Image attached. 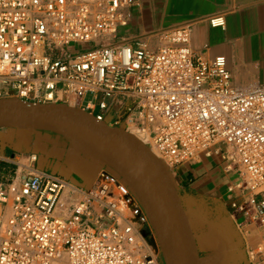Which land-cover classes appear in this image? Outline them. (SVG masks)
Masks as SVG:
<instances>
[{"label": "built area", "instance_id": "obj_1", "mask_svg": "<svg viewBox=\"0 0 264 264\" xmlns=\"http://www.w3.org/2000/svg\"><path fill=\"white\" fill-rule=\"evenodd\" d=\"M136 2L0 0V99L111 118L144 135L173 178L218 159L239 229L259 234L249 262L264 264V84L235 85L225 57H194L189 27L166 31L158 51L115 42ZM149 221L108 168L85 192L34 169L0 180V264H160L140 232Z\"/></svg>", "mask_w": 264, "mask_h": 264}, {"label": "crops", "instance_id": "obj_2", "mask_svg": "<svg viewBox=\"0 0 264 264\" xmlns=\"http://www.w3.org/2000/svg\"><path fill=\"white\" fill-rule=\"evenodd\" d=\"M136 1L130 10L129 24L119 28L115 42L158 51L166 45V31L189 27L194 57L206 61L225 57L235 85L264 84V0ZM0 165V180L23 182L31 170L41 169L84 192L107 168L86 149L61 136L18 129H0ZM174 181L202 264H250L249 253L259 234L253 231L245 235L231 214L232 177L221 162L203 159L183 166L177 170ZM69 193L73 195L72 191ZM139 228L148 244L158 246L159 263L165 264L151 222Z\"/></svg>", "mask_w": 264, "mask_h": 264}, {"label": "water", "instance_id": "obj_3", "mask_svg": "<svg viewBox=\"0 0 264 264\" xmlns=\"http://www.w3.org/2000/svg\"><path fill=\"white\" fill-rule=\"evenodd\" d=\"M0 129L50 132L86 149L135 193L155 229L165 264H202L174 178L134 134L74 106L19 98L0 99Z\"/></svg>", "mask_w": 264, "mask_h": 264}, {"label": "bare ground", "instance_id": "obj_4", "mask_svg": "<svg viewBox=\"0 0 264 264\" xmlns=\"http://www.w3.org/2000/svg\"><path fill=\"white\" fill-rule=\"evenodd\" d=\"M132 134H134L137 138H139L142 142L145 141V136L138 133L137 131L135 130H132L131 131ZM151 151L158 157L161 159V156L159 155V153L154 149V148H151Z\"/></svg>", "mask_w": 264, "mask_h": 264}, {"label": "rangeland", "instance_id": "obj_5", "mask_svg": "<svg viewBox=\"0 0 264 264\" xmlns=\"http://www.w3.org/2000/svg\"><path fill=\"white\" fill-rule=\"evenodd\" d=\"M98 112H100V111H98ZM107 122H111V118H107V120H106ZM144 143H147V140L145 139V141H144ZM1 171H3V167H2V165H0V172ZM0 178H2V175L0 174ZM151 247H152V249L155 251V252H157V253H159V248H158V246L157 245H151Z\"/></svg>", "mask_w": 264, "mask_h": 264}]
</instances>
